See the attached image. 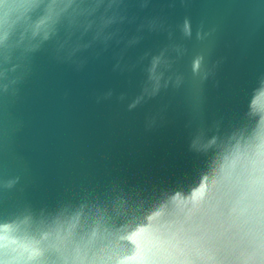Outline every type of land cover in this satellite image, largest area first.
I'll list each match as a JSON object with an SVG mask.
<instances>
[{
  "label": "water",
  "instance_id": "1",
  "mask_svg": "<svg viewBox=\"0 0 264 264\" xmlns=\"http://www.w3.org/2000/svg\"><path fill=\"white\" fill-rule=\"evenodd\" d=\"M264 264V0H0V262Z\"/></svg>",
  "mask_w": 264,
  "mask_h": 264
},
{
  "label": "clouds",
  "instance_id": "2",
  "mask_svg": "<svg viewBox=\"0 0 264 264\" xmlns=\"http://www.w3.org/2000/svg\"><path fill=\"white\" fill-rule=\"evenodd\" d=\"M0 264H8V262L5 260L3 262H0Z\"/></svg>",
  "mask_w": 264,
  "mask_h": 264
}]
</instances>
